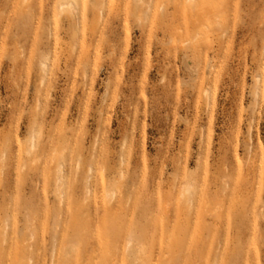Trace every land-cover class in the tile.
<instances>
[{"label": "rangeland", "instance_id": "obj_1", "mask_svg": "<svg viewBox=\"0 0 264 264\" xmlns=\"http://www.w3.org/2000/svg\"><path fill=\"white\" fill-rule=\"evenodd\" d=\"M0 264H264V0H0Z\"/></svg>", "mask_w": 264, "mask_h": 264}, {"label": "bare ground", "instance_id": "obj_2", "mask_svg": "<svg viewBox=\"0 0 264 264\" xmlns=\"http://www.w3.org/2000/svg\"><path fill=\"white\" fill-rule=\"evenodd\" d=\"M62 7L63 8H69L71 9V5L67 4H62ZM64 176L62 174V169H60V173H59V176H58V194L62 197L63 195V188H64ZM87 186H88V183H87ZM90 187V185H89ZM89 191V189H87ZM89 193V192H88ZM181 195L183 196V198L186 200V202H188L190 205L193 204V201H194V191L192 189V186L191 184H187V185H184L182 187V190H181ZM108 196H113V194L110 192V194H108Z\"/></svg>", "mask_w": 264, "mask_h": 264}]
</instances>
